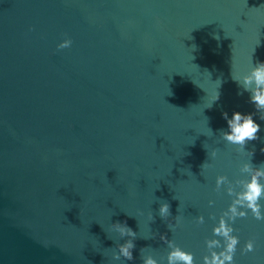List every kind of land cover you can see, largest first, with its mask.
<instances>
[{
  "label": "water",
  "instance_id": "obj_1",
  "mask_svg": "<svg viewBox=\"0 0 264 264\" xmlns=\"http://www.w3.org/2000/svg\"><path fill=\"white\" fill-rule=\"evenodd\" d=\"M259 62L264 0H0V264H169L161 236L202 264L247 206L245 165L264 168V120L233 80L264 88ZM224 112L255 113L244 152ZM117 222L131 261L114 258L131 239ZM231 226L235 264H264V221Z\"/></svg>",
  "mask_w": 264,
  "mask_h": 264
},
{
  "label": "clouds",
  "instance_id": "obj_2",
  "mask_svg": "<svg viewBox=\"0 0 264 264\" xmlns=\"http://www.w3.org/2000/svg\"><path fill=\"white\" fill-rule=\"evenodd\" d=\"M216 39V36H214ZM71 40H64L61 44L58 45V49H65L71 46ZM258 70L255 73L256 81L258 85H264V62L257 63ZM237 82L238 87L242 88L244 92L250 94L249 103H251L256 112L261 113L260 119L264 120V88H256L249 92L247 87L241 85V83L234 79ZM245 85L250 83V81L245 80ZM242 92H238L237 95H242ZM219 99V94L215 97V101ZM214 101V102H215ZM255 113L242 114L240 112H234L231 118H228V113H222L223 119L227 124V131L223 132V138L235 145H239L241 151H245V146L251 142L259 139L258 133L260 132V125L256 123L253 119ZM261 153L264 154V148L261 149ZM215 151L212 153V156H215ZM252 157L254 152L251 153ZM256 173L255 176L251 178V182L248 185L249 191L244 196V199L248 202L245 207L244 204L239 203V196L236 200L233 201V204L229 206L227 211L223 214L227 216L228 212L232 213L230 220H225L223 216L219 219L217 226L212 230L214 237H219L220 239H211L206 241L207 248H211L212 251L209 252V255L203 257L202 264H235L234 257L237 251V245L240 243L239 238L233 235L234 228L231 226L238 218H246L248 211L251 212L253 218L257 221H264V214H262V206L260 201L261 197V188L262 185L258 183L259 177H264V168L253 167L251 163L245 165V170H249ZM224 177L217 178V185H220L224 182ZM213 205L212 201H209V206ZM239 205V207H236ZM171 206L169 203H164L159 209V216L161 219H166L171 215ZM244 209V210H241ZM198 223H204V217L200 216L197 218ZM179 226V218H177L176 225H173L172 228ZM114 228L119 232L121 237H131V239L126 240L125 243L119 246V253L115 259H120L122 256L125 260H133V249L135 244L133 241L136 238V232H134L126 223L117 222L114 224ZM161 241L167 244L169 248L174 250L169 253V264H196L194 255L190 252L182 250L174 241L168 240L165 236L160 237ZM221 240L223 243H221ZM222 251H214L213 249H220ZM255 251V242L252 239H249L242 249V254H247ZM143 264H155V261L151 258H142Z\"/></svg>",
  "mask_w": 264,
  "mask_h": 264
}]
</instances>
